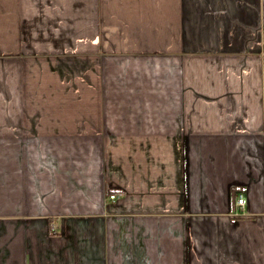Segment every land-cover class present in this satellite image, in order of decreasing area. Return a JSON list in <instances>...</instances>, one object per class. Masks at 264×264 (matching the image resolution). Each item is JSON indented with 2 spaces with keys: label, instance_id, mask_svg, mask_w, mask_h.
<instances>
[{
  "label": "crops",
  "instance_id": "crops-1",
  "mask_svg": "<svg viewBox=\"0 0 264 264\" xmlns=\"http://www.w3.org/2000/svg\"><path fill=\"white\" fill-rule=\"evenodd\" d=\"M0 264H264V0H0Z\"/></svg>",
  "mask_w": 264,
  "mask_h": 264
},
{
  "label": "built area",
  "instance_id": "built-area-1",
  "mask_svg": "<svg viewBox=\"0 0 264 264\" xmlns=\"http://www.w3.org/2000/svg\"><path fill=\"white\" fill-rule=\"evenodd\" d=\"M117 196H118L117 193H110V194H108V197L111 200L115 199ZM245 203H246L245 197L243 196L242 192H239V194L237 196V199H236V206L238 208H243L244 205H245Z\"/></svg>",
  "mask_w": 264,
  "mask_h": 264
},
{
  "label": "trees",
  "instance_id": "trees-1",
  "mask_svg": "<svg viewBox=\"0 0 264 264\" xmlns=\"http://www.w3.org/2000/svg\"><path fill=\"white\" fill-rule=\"evenodd\" d=\"M113 192H115V190H112V189H109L108 190V193L110 194V193H113Z\"/></svg>",
  "mask_w": 264,
  "mask_h": 264
}]
</instances>
